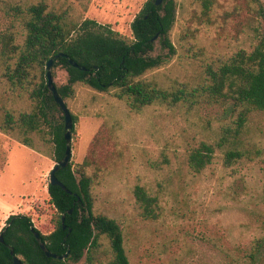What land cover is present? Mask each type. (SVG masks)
<instances>
[{"label":"rangeland","instance_id":"1","mask_svg":"<svg viewBox=\"0 0 264 264\" xmlns=\"http://www.w3.org/2000/svg\"><path fill=\"white\" fill-rule=\"evenodd\" d=\"M9 1H45L66 12L70 24L92 19L132 38L131 24L148 0H0V31ZM204 1L175 0L170 38L176 54L168 56L157 39L151 56L165 61L143 77L160 89H186L189 99L133 111L116 89L102 93L77 83L75 96L65 100L78 118L71 162L87 161L94 212L119 224L130 264H264V111H252L235 136L233 103L211 101L201 91L207 66L252 51L264 36V0H208L209 10ZM51 73L57 87L67 84L62 67H52ZM1 107L17 112L30 111L31 105L24 96L10 97L0 83ZM61 115L55 111L58 121ZM225 132L228 138L219 147ZM31 137L35 148L0 131V233L12 214L32 216L43 234L54 228L56 211L48 194L56 165L51 137L48 131ZM203 143L216 146L215 158L194 173L188 157ZM234 148L242 157L227 167L224 155ZM136 186L156 198L157 218L143 216L133 193ZM255 243L256 250L250 251Z\"/></svg>","mask_w":264,"mask_h":264},{"label":"trees","instance_id":"2","mask_svg":"<svg viewBox=\"0 0 264 264\" xmlns=\"http://www.w3.org/2000/svg\"><path fill=\"white\" fill-rule=\"evenodd\" d=\"M75 1L89 4L92 0ZM203 6L209 10L211 3L204 1ZM3 12L6 21L0 31V83L10 97L24 96L31 107L30 111L17 112L1 107L0 131L16 135L21 144L31 148H35L31 135L48 131L52 159L56 163L64 158L67 147L65 118L63 114L59 121L56 119L55 111L63 112L47 88L46 67L61 54L65 56L55 59L53 67H62L68 74L67 84L56 86L64 101L75 96L77 83L102 93L116 89V96L125 100L133 111L154 103L175 105L192 96L183 88L169 91L143 80L147 72L165 61L162 56H151L157 39L168 56L176 54L170 38L177 15L175 0H165L160 6L156 0H148L131 24L132 38L92 19L79 25L70 24L66 12L51 9L45 1L26 5L9 1ZM70 60L84 70L73 67ZM205 74L207 84L201 91L211 101L232 102L237 110V136L252 111H264V36L252 51H239L209 65ZM72 118L77 123V116L72 114ZM227 138L225 132L218 146L223 147ZM215 153V145L201 144L189 154V169L201 173L213 163ZM241 157V151L230 149L224 155V163L231 167ZM86 167L87 161L80 165L71 162L56 173L70 193L48 185L50 203L56 211L54 228L48 234L35 227L30 215L8 217L1 231L4 243L0 242V264H13L11 250L22 264L78 263L83 258L86 264H130L119 224L94 212L92 179L86 175ZM133 193L143 216L157 218L156 198L142 186H136ZM32 229L40 233L42 242L52 253L64 256L69 252L68 257L65 260L48 258ZM255 250L256 243L250 251Z\"/></svg>","mask_w":264,"mask_h":264},{"label":"water","instance_id":"3","mask_svg":"<svg viewBox=\"0 0 264 264\" xmlns=\"http://www.w3.org/2000/svg\"><path fill=\"white\" fill-rule=\"evenodd\" d=\"M164 1L165 0H156V5L160 6L163 4ZM64 56H65L64 54H61V55L57 56L56 58L51 59L48 62L47 67H46L47 88L52 93L55 103L60 107V109L62 110V112L64 114V118H65V135L64 136H65V140L67 142V147H66L64 158L60 162L56 163L55 167L51 171V173L49 175V182H50L49 184H51L52 186H59L63 190H65L66 192L70 193V191L65 187V185L59 181V179L56 176V173L61 169L67 168L69 166V164L71 163V157H72L71 142H72V129L74 126V122H73L72 114H71L66 102L60 96L58 89H57L56 85L54 84L52 73H51V68L54 65L55 59H58V58L64 57ZM70 63L72 64L73 67H77V68L84 70V68L79 67V65L76 62H74L73 60H70ZM71 213H72V210L69 211V214H71ZM64 220H65V216H63L62 222H64ZM64 228H65V226H64ZM32 231H33V234H34L36 241L38 242L40 248L44 251L45 255L48 258L65 260L68 257L69 252L64 256H57L56 254L52 253L47 248L46 244L44 242H42V239L40 237V233L35 231V229H32ZM70 232H71V230H69V233ZM67 236H69V234ZM0 242L4 243V232L0 233ZM11 254L14 256L13 264H22L21 259L18 256L14 255L13 250H11Z\"/></svg>","mask_w":264,"mask_h":264},{"label":"crops","instance_id":"4","mask_svg":"<svg viewBox=\"0 0 264 264\" xmlns=\"http://www.w3.org/2000/svg\"><path fill=\"white\" fill-rule=\"evenodd\" d=\"M8 217V216H7Z\"/></svg>","mask_w":264,"mask_h":264}]
</instances>
